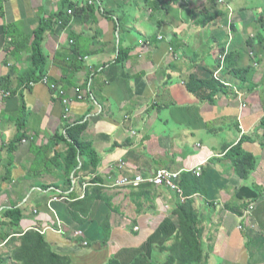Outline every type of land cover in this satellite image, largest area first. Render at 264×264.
I'll return each mask as SVG.
<instances>
[{
	"label": "crops",
	"instance_id": "1",
	"mask_svg": "<svg viewBox=\"0 0 264 264\" xmlns=\"http://www.w3.org/2000/svg\"><path fill=\"white\" fill-rule=\"evenodd\" d=\"M0 1V236L39 231L71 264H164L179 234L177 209L189 202L201 264H264L263 63L241 65L245 53L237 60L254 71L252 88L225 67L221 76L234 85L225 83L213 101L191 85L217 70L198 56L206 44L216 60L230 35L248 26L258 32L251 13L237 17L239 0H226L234 30L220 16L199 25L215 17L211 0H99L89 12L88 0ZM194 9L206 13L191 21ZM60 10L69 23L46 35L48 64L37 81L30 74L34 35ZM121 52L128 54L119 62ZM75 124L85 125L81 140L98 165L77 157L66 175L65 131ZM239 144L255 158L247 179L229 156ZM199 167V176L192 173ZM161 169L179 173L182 196L151 184L113 187L121 177ZM18 208L23 219L11 226L3 214ZM11 239L0 241L1 255L14 247Z\"/></svg>",
	"mask_w": 264,
	"mask_h": 264
},
{
	"label": "trees",
	"instance_id": "2",
	"mask_svg": "<svg viewBox=\"0 0 264 264\" xmlns=\"http://www.w3.org/2000/svg\"><path fill=\"white\" fill-rule=\"evenodd\" d=\"M210 5V8L215 12V17L211 16V20L205 22V20L198 21L199 25H205L209 22H213L216 16H220L224 19L225 25L231 28L232 30L235 29L234 22L230 19L227 15L220 13L217 11V5L215 0ZM163 2V0H161ZM176 0H173L175 3ZM66 3V0L62 1V4ZM178 3V2H177ZM89 7V5H88ZM69 5V9H70ZM210 9V10H211ZM1 8V1H0V11ZM86 10H80L78 13H84ZM91 11V7L88 8L89 12ZM220 13V14H218ZM256 24H261L262 28H260V32L257 33V43L261 46L260 53L257 52L255 55L258 61H261L264 57V18H259V20H253ZM69 23V17L67 12H60L55 15L51 20H44L40 25L39 29L35 32V40L31 47L32 53V66H31V78H35L37 81L42 80L45 77V71L48 64V57L43 52V43L45 40L46 35L52 33L54 28L57 24H61L62 27L67 26ZM229 24V25H228ZM231 26V27H230ZM7 29V28H6ZM7 35H11V32L6 30ZM228 37V36H227ZM229 38V37H228ZM227 38V39H228ZM228 41V40H227ZM246 46V53L249 50L254 49V45L252 41L249 39L245 42ZM227 46V44H225ZM224 45V46H225ZM221 53H225L224 50ZM126 55L121 52V57L119 58V62L123 61L127 57ZM241 57L238 54L228 53L225 61L226 65L230 63L229 69H231L230 75L234 76L235 78H239L245 85L249 84V77L252 76L253 70L251 68H240L237 64L238 58ZM191 85H193L194 92L198 95L201 99L213 101V98L216 94L223 91L226 88L224 84L215 80L211 74L206 79L197 80L195 77L191 78ZM253 86L251 85V88ZM25 109V106H23ZM85 129V125H72L69 126L66 131V139L67 142V156L65 158V174H70L73 170L76 169L78 166L77 157H81L86 160L89 165L95 169L98 165V159L95 155V152L92 150L89 143L83 142L81 140L82 132ZM59 140L65 141V138L62 136H57ZM21 137L17 138L20 140ZM232 157V161L235 167L237 174L242 179H247L250 173L254 170L255 166V158L253 155L246 153L243 151L241 144L234 147L229 154ZM195 182V181H194ZM67 187L70 185V180L67 179ZM73 197V196H72ZM86 198V197H85ZM86 204V199L83 202V206ZM177 213L179 216V234L177 236L176 242L167 250H169L168 257L164 264H201L202 263V253L199 247L198 237L200 235V229L198 227L197 222V215L193 208L189 205V202L186 204H182L177 209ZM4 217L8 221V224L11 226H19L20 222L23 219V210L22 209H13L7 210L4 212ZM104 229H108V224L104 227ZM6 238H12L9 240L10 246L14 244L13 248L11 249L10 254L1 255L0 253V264H8L10 260L18 263V264H71L70 261L65 258L58 256L52 253L49 250V245L46 242L45 238L42 236V233L36 230H29L27 232H14V233H5L0 236V241H4ZM19 241V245L17 244ZM116 264V263H111ZM138 264H149L145 260H140Z\"/></svg>",
	"mask_w": 264,
	"mask_h": 264
},
{
	"label": "rangeland",
	"instance_id": "3",
	"mask_svg": "<svg viewBox=\"0 0 264 264\" xmlns=\"http://www.w3.org/2000/svg\"><path fill=\"white\" fill-rule=\"evenodd\" d=\"M177 4L178 3L175 2V5H177ZM237 4H238L237 7H239V11L241 10V12H238V16H237L238 18L240 17L241 13H245V14L251 13L255 17L256 20H259V18H261V17L264 18V0H239L237 2ZM216 7H217V11H219V9H224V10H227L226 14H230V15L233 14L232 8L228 5V2L226 0H219ZM205 13L206 12H203L201 10L199 12H196V9H194V12H192V16H191L190 20L193 21L194 18L197 17L198 14L202 15ZM196 22L197 21H195V24H196ZM255 27H257L258 32H260V28H262V25L256 24ZM250 29H251L250 26H248L246 28H241L238 30V33H236L235 35L229 36V38H231V40L229 39L230 43H227L228 44L227 50H226L225 57L223 60L219 59L218 56H217V59L215 60V58H213L212 54L209 53L207 44L205 46V51L198 53V56L200 57L201 62H204L205 64H207L208 68H210L212 70H214V69L219 70L220 69V75H219L220 79L222 80L223 83H226L229 86L234 85V84L227 81V80L225 81V79L227 78L226 76H224L223 78L221 76V72L223 70H225V67L229 68V65H230V63H228L226 65V61H225V58H226L228 53H234V54H238L240 56L244 55V53H245V56L241 60V62H242L241 65L251 66V67L255 66L258 68L259 65H261V63H263V66H264V57L262 58L261 61H258L257 57L255 56L257 54V52L260 53V51L262 49L261 46L258 45V43L256 41L257 40L256 36H257L258 32L256 33V30H255L253 33V31H250ZM239 33H240V36L242 38L238 35ZM251 33H253V35ZM248 34H250L252 36H246ZM8 37L11 41L12 38H14V34L11 32V35H9ZM241 39L245 40V42H247L250 39L252 41L253 45L255 44L254 45V47H256L254 49L255 51L249 50L248 53H246V51H247L246 46H245L244 42H242ZM190 54H191L190 52H187L186 55L189 57ZM262 68H263L262 69V71H263L264 67H262ZM256 90H258V89H256ZM262 92H263L262 94H264V90H262ZM10 253H11V250L8 254H10ZM10 262H11V260L9 261V263Z\"/></svg>",
	"mask_w": 264,
	"mask_h": 264
},
{
	"label": "built area",
	"instance_id": "4",
	"mask_svg": "<svg viewBox=\"0 0 264 264\" xmlns=\"http://www.w3.org/2000/svg\"><path fill=\"white\" fill-rule=\"evenodd\" d=\"M7 1L8 0H4V2H7ZM88 4L90 6H96V7L100 6L99 0H90ZM68 13L71 14L70 11ZM225 53H226V49H225ZM225 53L220 54L219 59L223 60L225 57ZM213 75L216 80L220 81V77H219L220 69L216 71ZM43 82L45 84H48L49 83L48 78H45ZM51 87L55 89L56 85L52 84ZM63 103H66V101H63ZM123 167H124V164H121L120 169H122ZM192 173L199 176L202 173V168L199 167L196 170H193ZM178 179H179V173H174L166 169H161V170L156 171L153 175H150V176H144L143 174L135 173L132 177H121L113 181V187L124 189V188L139 187L143 184H151L156 187H167L168 189L175 191L182 196V190L177 184ZM245 214L249 215L250 211L247 210ZM74 236L79 237V238L85 237L84 232H79V231L75 232ZM84 245L87 246L88 244L85 243Z\"/></svg>",
	"mask_w": 264,
	"mask_h": 264
},
{
	"label": "clouds",
	"instance_id": "5",
	"mask_svg": "<svg viewBox=\"0 0 264 264\" xmlns=\"http://www.w3.org/2000/svg\"><path fill=\"white\" fill-rule=\"evenodd\" d=\"M88 1H90V0H88ZM87 3H89V2H87ZM88 5H89V4H88ZM89 6H90V5H89ZM70 12H71V11H70ZM70 15H71V14H70ZM220 54H223V53H220ZM216 71H218V70H216ZM216 71H215V72H216ZM215 72H214V73H215ZM214 73H212V76H213V78H214V75H213ZM214 79H215V78H214ZM215 80H216V79H215ZM217 81H218V80H217ZM219 82H221L222 84L226 85L225 83H223V82H222V80H221V79H220V81H219Z\"/></svg>",
	"mask_w": 264,
	"mask_h": 264
}]
</instances>
